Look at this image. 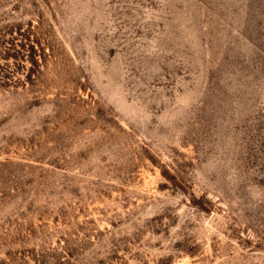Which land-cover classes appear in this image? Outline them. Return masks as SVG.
<instances>
[{
	"label": "rangeland",
	"instance_id": "rangeland-1",
	"mask_svg": "<svg viewBox=\"0 0 264 264\" xmlns=\"http://www.w3.org/2000/svg\"><path fill=\"white\" fill-rule=\"evenodd\" d=\"M0 264H264V0H0Z\"/></svg>",
	"mask_w": 264,
	"mask_h": 264
}]
</instances>
